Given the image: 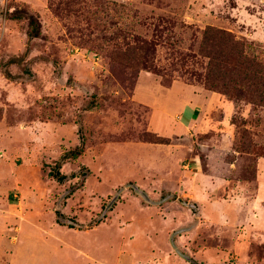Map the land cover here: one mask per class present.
I'll return each mask as SVG.
<instances>
[{"label":"rangeland","instance_id":"1","mask_svg":"<svg viewBox=\"0 0 264 264\" xmlns=\"http://www.w3.org/2000/svg\"><path fill=\"white\" fill-rule=\"evenodd\" d=\"M14 10L37 21L35 39ZM207 27L264 47V0H0V151L16 153L0 163V198L14 205L0 264H191L172 243L194 264H245L248 243L257 258L264 234L249 233L258 212L245 206L257 164L264 173V108L204 87ZM135 39L153 44L162 76L115 58ZM185 85L219 98L202 132L181 130Z\"/></svg>","mask_w":264,"mask_h":264},{"label":"trees","instance_id":"2","mask_svg":"<svg viewBox=\"0 0 264 264\" xmlns=\"http://www.w3.org/2000/svg\"><path fill=\"white\" fill-rule=\"evenodd\" d=\"M6 15L9 20L27 21V39H35L38 36L37 21L33 17L15 10ZM201 38L203 45L201 52L207 59L204 87L224 95L229 100H241L264 108V47L237 40L230 33L213 27L205 28ZM128 48L125 51L126 54L130 53V58L123 59L122 53L117 54L115 58L134 70L162 76L161 71L153 65L154 50L151 42L135 39ZM150 143L166 144L167 140L153 137ZM83 152L84 145L81 143L78 147L63 153L60 161H73ZM54 178L61 181L64 177L56 174Z\"/></svg>","mask_w":264,"mask_h":264},{"label":"crops","instance_id":"3","mask_svg":"<svg viewBox=\"0 0 264 264\" xmlns=\"http://www.w3.org/2000/svg\"><path fill=\"white\" fill-rule=\"evenodd\" d=\"M137 82H138V78H137ZM174 84L175 83L172 82L169 85V87L164 88V89H168V91H170ZM136 85H137V83H136ZM181 88H182L181 93L182 94L184 93L183 96H181V97L184 99H181L178 109H180V111H181L184 108H188V110H189V114L185 119L186 120L185 126H182L181 130H184L185 132H189V130L193 129V130H201V132H202L204 126H206V123L203 121L205 113L210 112L211 110H215V108H217L218 103H219V98L216 97L213 93L206 92V91H203L200 89H195V88L187 86V85H185V87H181ZM135 94H136V86H135V92L133 95V99L136 102L142 104L141 102H139L138 100L135 99ZM201 123H204V124H201ZM7 132L8 131L5 130L0 134V140L2 142H4L8 138L9 134ZM161 138H165V137H161ZM5 154H6V151H0V163L4 162V166H5V168H7L8 162L10 164L12 163L13 155L16 153H14V154L8 153L9 157L7 158V156H6L4 159H2V157L5 156ZM17 154L20 155L21 153L18 151ZM21 155H23V154H21ZM258 163H259V161H258ZM261 170L262 169L259 168L258 164H257L255 188H254L253 196L250 200L246 201L247 204L245 206L249 212H251V210H253V212H255V211L258 212L255 215L253 213H251V214H253L254 218H252V217L246 218V222H247V225L249 227L248 229L251 230L249 233L257 232V233H263L264 234V227L259 228L257 226L258 217L259 218L264 217V173L262 174ZM1 186H4L3 183H0V187ZM15 187L16 188L18 187L20 189L19 186H15ZM17 192H19V191H17ZM208 197H209V195L206 194V203L207 204H210V203L221 204L220 202L214 201L213 199L208 200ZM241 200H243V199H241ZM243 202H244V200H243ZM12 206H14V205L6 203L5 199L0 198V224H2L1 221L4 220L3 217L6 216V214H5L6 209L11 208ZM37 216L38 215H36L35 213H30V212L28 214L24 213L23 216L22 215L18 216L17 218L20 220L19 226H18L19 233H21V230H22L21 225L23 223H26L25 220H30L33 217L37 218ZM227 216H228V214L226 212H223V211L218 212L216 214V216H214V217L209 215V217L211 219H213L214 221L217 219H220V218L226 219ZM29 224H33V223L30 222ZM178 232H181V231L179 230ZM18 245H19V243H17V245H15V247H18ZM252 245L253 244L248 243V245H247L248 247H246V250H247L246 253H248V256L251 257V259H253V260H250V258H249V259H247V261H245V264H263L261 262V260L264 258V255H263L264 243L256 245V247L258 248L257 249L258 252L256 255L257 258H254L252 256V253L250 250ZM170 249L174 254V258H177V259H179V261H182L181 260L182 254H181L180 250L178 249V247L175 245V243L170 245Z\"/></svg>","mask_w":264,"mask_h":264},{"label":"water","instance_id":"4","mask_svg":"<svg viewBox=\"0 0 264 264\" xmlns=\"http://www.w3.org/2000/svg\"><path fill=\"white\" fill-rule=\"evenodd\" d=\"M135 189V188H134ZM135 191L141 196V197H143V199H147L146 198V196H145V194L144 193H142L141 191H138L137 189H135ZM173 244V243H172ZM181 257L182 258H184L186 261H188L189 263H192L187 257H185V256H183V255H181Z\"/></svg>","mask_w":264,"mask_h":264}]
</instances>
